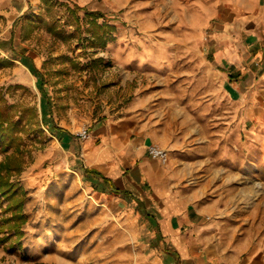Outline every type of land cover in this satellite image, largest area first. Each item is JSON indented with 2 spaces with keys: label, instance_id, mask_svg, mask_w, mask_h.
Here are the masks:
<instances>
[{
  "label": "crops",
  "instance_id": "crops-1",
  "mask_svg": "<svg viewBox=\"0 0 264 264\" xmlns=\"http://www.w3.org/2000/svg\"><path fill=\"white\" fill-rule=\"evenodd\" d=\"M50 1L0 0V38L28 47L24 58L39 71L38 111L52 141L67 160L78 159L80 172H98L86 179L91 187L97 182L95 189L128 209L141 241L133 264H264V0ZM74 2L107 12L99 20L116 26L102 48L118 69L106 70L100 107L89 98L83 113L63 86L67 77L43 71L45 48L57 54L88 44L84 28L67 39L46 28L55 20L73 30L66 5ZM141 16L179 24L164 26L161 40L157 28L144 34L119 24ZM188 38H200L216 91L187 86L192 76L180 69L177 50ZM11 59L19 63L13 70L32 74L22 57ZM80 115L87 137L78 134ZM152 142L167 149L166 162L148 154Z\"/></svg>",
  "mask_w": 264,
  "mask_h": 264
},
{
  "label": "rangeland",
  "instance_id": "rangeland-1",
  "mask_svg": "<svg viewBox=\"0 0 264 264\" xmlns=\"http://www.w3.org/2000/svg\"><path fill=\"white\" fill-rule=\"evenodd\" d=\"M149 5L146 3L140 7L146 10ZM178 20L171 18L166 22L163 16L156 19L125 17L121 18L119 24L137 30L140 28L144 34L157 28L160 32H156V36L161 40L163 27L178 25ZM187 42L189 45L186 48L177 50L180 69H186L184 74L192 76L188 78L187 86H195L198 90L209 86L216 91L215 77H212L205 63V54L198 50L200 38H188ZM51 50H42L45 62L43 71L47 76L61 73L67 77L68 82H64L63 86L70 90L76 111L83 113L87 110L84 104L89 98L94 107H100L99 94L106 70L112 69L108 65L114 64V71L118 69L114 59L93 49L80 48L75 51L63 48L57 54H51ZM21 60L24 63L29 61L28 58ZM63 61H67L68 65H56ZM14 62L19 64L12 61L0 67V86L9 102L35 104L38 114L36 121L28 122L26 131L22 133L23 168L12 175L21 181L25 189L27 221L23 224L20 243H15L13 250L8 245L16 240L15 237L0 242V264H34L42 260L49 264H133L141 241L135 227L125 219L128 209L119 206L111 195L91 187L79 170L78 159L67 160L58 141L54 138L52 141L38 111L37 88L33 79L39 77V71L36 69V73L30 74L25 68L24 71L13 70ZM82 69H87V72L83 74ZM25 73L29 78L20 82L17 75L24 76ZM81 116L75 118L77 128L86 119ZM13 151L10 149L8 152ZM4 154L0 150V159Z\"/></svg>",
  "mask_w": 264,
  "mask_h": 264
},
{
  "label": "trees",
  "instance_id": "trees-1",
  "mask_svg": "<svg viewBox=\"0 0 264 264\" xmlns=\"http://www.w3.org/2000/svg\"><path fill=\"white\" fill-rule=\"evenodd\" d=\"M51 5L50 0H43ZM83 11L84 22H81L80 12ZM68 19L73 24L74 29L67 31L65 26L55 20L46 22L47 30L54 36L70 38L75 36L77 31L84 28L88 35V44L93 48L96 46L104 47L108 40L113 38L112 32L116 26L106 21L111 16L98 8H89L86 4L74 2L66 5ZM99 17L105 19L99 20ZM87 23V25H84ZM28 47L15 44L11 37L0 38V67L12 63L11 58H24ZM1 50L6 53L2 54ZM99 59V58H98ZM97 60V59H96ZM32 73H36V67L30 62H25ZM37 86L41 89L42 82L38 81ZM37 107L35 104L19 105L9 102L5 92L0 86V150L4 152V157L0 159V242L4 243L15 237L16 240L8 245L13 250L15 243H20L23 235V224L27 221V214L24 211L26 194L25 189L19 179L12 175L19 173L24 165V155L22 146L24 139L22 133L26 131L27 123L36 121ZM41 120H44V113L41 110ZM54 126L48 124V129L53 130ZM42 130V129H41ZM14 149L13 152H8ZM82 174L85 179L98 176V172L88 167H82ZM105 178V177H104ZM98 187V183H93ZM111 189L117 190L112 184ZM34 264H49L45 261H36Z\"/></svg>",
  "mask_w": 264,
  "mask_h": 264
},
{
  "label": "built area",
  "instance_id": "built-area-1",
  "mask_svg": "<svg viewBox=\"0 0 264 264\" xmlns=\"http://www.w3.org/2000/svg\"><path fill=\"white\" fill-rule=\"evenodd\" d=\"M78 46H82V45L78 44ZM83 49H93L95 50V52L106 54L104 48L102 47L93 48L92 46H89L87 43L84 44ZM114 67H115L114 64L108 65V68H114ZM82 72L83 74H85L87 72V69H82ZM78 134L81 137H87L89 135V129H88V125L86 121L82 122V124L80 125ZM146 149H147L148 154L151 157L157 158L162 162L167 161L168 152H167V149L163 147L162 145L152 142L147 145Z\"/></svg>",
  "mask_w": 264,
  "mask_h": 264
}]
</instances>
